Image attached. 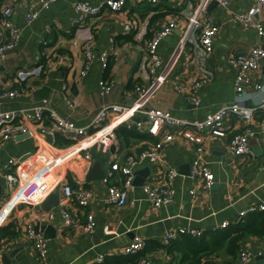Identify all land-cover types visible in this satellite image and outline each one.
<instances>
[{
	"label": "crops",
	"instance_id": "obj_1",
	"mask_svg": "<svg viewBox=\"0 0 264 264\" xmlns=\"http://www.w3.org/2000/svg\"><path fill=\"white\" fill-rule=\"evenodd\" d=\"M7 1L16 3L12 20L21 27V32L16 47L9 52L8 58L0 61V84L16 86L15 72L25 65L43 62L45 70L41 76L27 80L20 96L3 102L0 107L6 110L28 109L48 98L49 104L60 115L81 126L88 125L103 104L135 102L138 97L136 85L139 83L149 86L144 98L146 107L170 110L188 120L205 118L208 113L237 98L235 68L230 62V54L248 51L260 43L256 30L244 27L236 17L237 13L248 9L250 0H231L228 6L218 2L210 4L209 12L219 30L214 48L208 53L199 45L197 33H193L187 43L183 42L189 19L195 11L194 4L186 0H160L158 3L127 0L121 10H104L99 15L86 17L82 23L73 20L78 16L74 7L77 0H57L49 8L41 9L39 17L31 22H26L24 16L29 0ZM17 1L24 6L18 8ZM170 20H176L177 26L169 34L170 38L168 35L158 43L159 64L153 73L150 71L147 40ZM127 23L132 24L131 29L126 28ZM89 37L96 56L88 72L82 75L81 69L85 65L82 42ZM104 51L110 54L106 67L100 58ZM255 75L264 82V60ZM152 76H156L153 82ZM102 79L113 82L108 94L100 92ZM198 81L201 84L196 88V94L200 103L195 104L179 88L188 93ZM34 86L35 90L32 89ZM67 96L76 103L72 110L67 104ZM244 97L249 104L259 103L264 99V89L248 88ZM139 115L145 119L144 114ZM228 120V132L224 136L213 135L203 143V156L215 172V182L209 190L192 176L193 161L199 155L195 143L177 134L175 140L165 144V161L179 173L174 179L173 202L160 208L152 206L143 188L147 182L161 180V170L153 162H145L137 168L138 179L129 190L130 201L122 206L106 202L108 190L104 177H88L95 162L107 174L112 160H122L130 152L147 147L150 141L155 140L152 135L150 138L133 136L127 139L114 131L116 136L108 151L93 144L90 136L82 138V143L87 142L88 156L85 149L78 150L66 167L59 168L58 172L73 185L82 184L92 190L89 208L97 224L93 232H86L79 225L66 227L58 205L52 208H44L43 202L16 205L18 194L9 200L12 187L7 182L4 164L11 156L28 155L35 148L37 137L22 134L8 139L0 148V227L11 224L18 233L4 235L0 239V264H13L15 261L20 264H43V261L48 264H95L99 254L125 253L135 235L150 242L147 246L152 249L146 254L150 264H180L181 253L157 247L155 241L162 245L168 231L182 226L202 227L206 242H212L216 235L225 233L227 229L231 230L218 251L204 255L196 264H240L241 250L250 251L253 262L262 264L260 246L264 226L258 217L259 212L243 218L239 217V212L249 204L264 202V110L259 109L251 121L254 134L249 139L251 152L248 154H234L229 149L232 132L241 129L243 123L236 116ZM112 127L115 130L117 124ZM58 145L61 144L58 142ZM139 180L144 183L140 184ZM193 188L198 190L196 199L191 193ZM57 191L60 198V190ZM223 221H228V225L223 227ZM247 223L250 229L240 234L233 231ZM28 224L41 231L47 240L48 252L44 260L26 235ZM106 225L111 227L110 234L104 231ZM236 234L238 240L231 250L230 238Z\"/></svg>",
	"mask_w": 264,
	"mask_h": 264
},
{
	"label": "built area",
	"instance_id": "obj_2",
	"mask_svg": "<svg viewBox=\"0 0 264 264\" xmlns=\"http://www.w3.org/2000/svg\"><path fill=\"white\" fill-rule=\"evenodd\" d=\"M55 1L57 0H29L24 15L26 22L38 18L40 10L49 8ZM126 1L100 0L92 3L87 0H77L74 7L78 11V16L73 20L82 23L86 17L99 15L104 10L119 11L124 7ZM147 1L151 3L160 2V0ZM186 1L194 4L195 11L189 19L188 30L183 37V42L184 44L187 43L191 35L197 33L199 45L208 53L214 48L215 37L219 30V26L209 12L210 4L215 0ZM216 1L223 6H228L231 2V0ZM17 3L18 8L24 6L21 1H17ZM15 6L16 3L12 4L7 0H0V61L8 58L9 52L16 47L20 37L21 27L12 20L16 10ZM263 12L264 0H250L248 9L236 14L240 24L256 30L260 43L251 46L248 51L230 54V62L235 68L234 85L237 98L233 102L224 104L217 110L208 113L205 118L188 120L174 115L170 110L146 107L144 98L148 93L149 86L145 83L136 85L138 97L135 102L131 104L114 102L103 104L86 126L78 125L73 119L60 115L49 104L48 98H43L28 109L6 110L0 107V148L8 139L16 135L30 134L37 137V144L28 155L23 157L11 156L4 164L7 182L12 187L9 200L18 194L19 198L16 205L19 203L37 205L44 202L53 190H60L58 206L64 218L65 226L73 228L79 225L84 231L93 232L97 224L94 213L89 208L90 199L93 196L92 190L82 184L73 185L66 179L65 175L60 176L58 170L61 167H66L69 160L80 149H85L88 156L87 142L85 144L82 143L84 141H80L84 137L90 136L93 139V144L100 146L103 151H108L112 146L114 136H116L112 126L120 123L135 127L141 132H148L155 140L150 141L147 147L137 152H130L122 160L114 159L111 161L110 170L103 178L108 190L107 203L122 206L130 201L129 190L134 184L136 170L145 162H153L161 170L160 181L147 182L143 185L152 206L160 208L173 202L175 196L174 179L179 172L175 167L166 163L163 151L165 144L175 140L177 134L194 142L197 146L199 155L193 161L192 176L201 181L203 188L211 189L215 182V172L210 162L205 160L203 156L205 139L213 135L224 136L228 132L230 124L228 119L236 116L243 125L238 131L232 132L228 144L229 149L234 154H248L251 152L249 139L254 134L251 121L259 109L264 110V99L259 103L249 104L244 97L248 88L264 89V82H260L255 75L261 61L264 60ZM176 26L177 21L170 20L164 23L152 38L147 40L146 48L151 60V72L154 73L159 64L158 43L172 33ZM126 28L131 29L132 24L127 23ZM82 46L85 54V65L81 69V74L85 75L96 55L91 49V37L84 38ZM109 55L107 51L100 54L105 67L108 64ZM44 70L45 64L43 62L18 68L14 76L17 82L16 86L7 87L0 84V106L3 102L20 96L27 80L41 76ZM155 79L156 76H152V82ZM200 84L201 81L196 82L193 89L188 93L184 88H179V91L185 93L190 102L199 104L200 98L196 94V88ZM112 88L113 82L109 79L100 81L101 94H108ZM32 89L35 90V86ZM66 101L72 110L76 105L75 101L69 96L66 97ZM139 114H144L145 119L139 117L141 116ZM59 137L71 139L70 146L58 145ZM76 142H78V146L71 145ZM191 193L195 199L199 196L197 188H193ZM1 210L2 207H0ZM256 210H264V202L252 203L242 208L239 217L243 218ZM81 215L84 217L82 218ZM228 223V221H223L221 225L225 227ZM25 230L40 258L44 260L48 252L45 236L41 231H37L32 224H28ZM104 231L107 234L112 232L109 225L105 226ZM203 232L202 227L182 226L176 230L168 231L164 236L163 244H170L180 234L186 233L197 237L201 236ZM145 243V237L135 235L126 247L125 253H135ZM260 254L264 259V237L260 246ZM104 259L105 254H99L96 257L98 262H102ZM141 260V264H150L147 257H143ZM239 262L240 264H256L252 260V253L248 250L240 251ZM13 264L20 263L15 261ZM43 264L48 263L43 261Z\"/></svg>",
	"mask_w": 264,
	"mask_h": 264
},
{
	"label": "trees",
	"instance_id": "obj_3",
	"mask_svg": "<svg viewBox=\"0 0 264 264\" xmlns=\"http://www.w3.org/2000/svg\"><path fill=\"white\" fill-rule=\"evenodd\" d=\"M115 131L120 136H125L127 139L130 137L136 138H150L151 135L148 132H141L135 127H129L125 123H121L115 127ZM72 142L71 139H66L63 137H59V144H70ZM254 212H259L258 217L262 226H264V210H256L250 212L252 214ZM248 214V215H249ZM247 215V216H248ZM252 226V224H251ZM250 229V225L247 223L245 225H241L238 228L234 229L233 231L237 232L238 234L242 233L243 231ZM258 232V228H256ZM264 228L262 227V231ZM18 230L11 224H7L0 227V239L4 235L8 234H16ZM263 233V232H262ZM231 234V230L227 229L225 233H219L214 237L212 242L204 241L205 235L202 234L201 236H191L189 234H180L176 238L170 242V244H160L159 242L155 241V246L161 247L163 246L169 252H178L181 253V260L180 264H196L201 261L204 255H207L212 252L218 251L224 244V238ZM238 234L234 235L230 238V248L232 249V245L237 243ZM204 235V236H203ZM150 243L148 239L146 240L145 245L135 253H121V254H108L105 256L104 261L96 262L95 264H141V259L146 257V254L151 247H148L147 244ZM154 248V247H153ZM10 264V262H7Z\"/></svg>",
	"mask_w": 264,
	"mask_h": 264
},
{
	"label": "water",
	"instance_id": "obj_4",
	"mask_svg": "<svg viewBox=\"0 0 264 264\" xmlns=\"http://www.w3.org/2000/svg\"><path fill=\"white\" fill-rule=\"evenodd\" d=\"M217 2L216 0L213 1L212 3H215ZM138 171H136L137 173ZM96 173V174H94ZM106 175V171L104 169H99V164L96 162L94 163V165L90 168L89 170V174H88V177L89 178H92V177H104ZM138 179V176H136L135 178V182L137 181ZM140 184L144 183L143 181L141 182V180H139ZM254 187V186H252ZM59 203V192L56 190L54 192H52L49 197L42 203L43 207L44 208H52L56 205H58ZM36 230L38 231V229L36 228ZM262 259H263V256L261 255ZM263 261L264 259L262 260V264H263Z\"/></svg>",
	"mask_w": 264,
	"mask_h": 264
},
{
	"label": "rangeland",
	"instance_id": "obj_5",
	"mask_svg": "<svg viewBox=\"0 0 264 264\" xmlns=\"http://www.w3.org/2000/svg\"><path fill=\"white\" fill-rule=\"evenodd\" d=\"M169 38L171 37V35L168 36Z\"/></svg>",
	"mask_w": 264,
	"mask_h": 264
}]
</instances>
